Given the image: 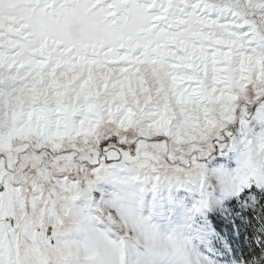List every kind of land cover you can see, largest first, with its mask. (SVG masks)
Returning <instances> with one entry per match:
<instances>
[{"label":"snow or ice","instance_id":"obj_1","mask_svg":"<svg viewBox=\"0 0 264 264\" xmlns=\"http://www.w3.org/2000/svg\"><path fill=\"white\" fill-rule=\"evenodd\" d=\"M0 264H264V0H0Z\"/></svg>","mask_w":264,"mask_h":264}]
</instances>
